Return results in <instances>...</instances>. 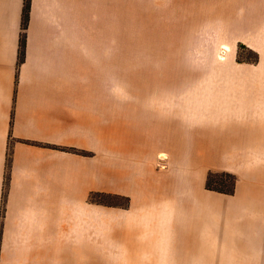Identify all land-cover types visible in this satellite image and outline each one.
<instances>
[{"label":"crops","instance_id":"obj_1","mask_svg":"<svg viewBox=\"0 0 264 264\" xmlns=\"http://www.w3.org/2000/svg\"><path fill=\"white\" fill-rule=\"evenodd\" d=\"M224 1L249 4L218 72L141 91L109 89L86 0H29L24 29L0 0V264H264V0Z\"/></svg>","mask_w":264,"mask_h":264},{"label":"rangeland","instance_id":"obj_2","mask_svg":"<svg viewBox=\"0 0 264 264\" xmlns=\"http://www.w3.org/2000/svg\"><path fill=\"white\" fill-rule=\"evenodd\" d=\"M249 3L224 0H86L92 40L107 43L109 89H176L196 74L218 72L230 47L220 30L238 28ZM227 48V49H226ZM237 59L256 55L239 46ZM117 79V81L115 80ZM209 185L229 190L232 180L212 172ZM101 200V199H99ZM111 202L123 205L122 199Z\"/></svg>","mask_w":264,"mask_h":264},{"label":"trees","instance_id":"obj_3","mask_svg":"<svg viewBox=\"0 0 264 264\" xmlns=\"http://www.w3.org/2000/svg\"><path fill=\"white\" fill-rule=\"evenodd\" d=\"M28 14H29V0H24L23 9H22V23H21L23 29L25 28V25H26V22L28 19ZM24 45H25V39H24V36L21 35L19 62L21 61V59L24 55ZM73 152H76V151H73ZM212 174H213L212 172H209L206 176L205 187L207 190L215 191V192H219V193H223V194H227V195H231L234 193L235 177L232 174H229L227 172H222L223 176L231 178V180H232L231 187L229 190H223L220 188H214V187L210 186L209 180H210ZM99 199H101V200H99ZM114 199L115 200L122 199L124 201V204L120 205V204H116V203L111 202V200H114ZM90 200L92 202H96V203L104 204V205H108V206H126L127 205V200L125 198H121V197L114 196V195H108V194H92L90 196Z\"/></svg>","mask_w":264,"mask_h":264},{"label":"built area","instance_id":"obj_4","mask_svg":"<svg viewBox=\"0 0 264 264\" xmlns=\"http://www.w3.org/2000/svg\"><path fill=\"white\" fill-rule=\"evenodd\" d=\"M158 160H159V167L164 168L165 167V164H164L165 157L163 155H158Z\"/></svg>","mask_w":264,"mask_h":264},{"label":"bare ground","instance_id":"obj_5","mask_svg":"<svg viewBox=\"0 0 264 264\" xmlns=\"http://www.w3.org/2000/svg\"><path fill=\"white\" fill-rule=\"evenodd\" d=\"M227 49V48H226Z\"/></svg>","mask_w":264,"mask_h":264}]
</instances>
